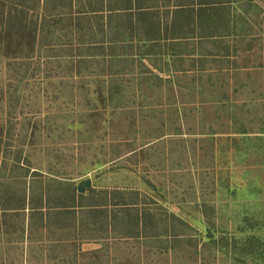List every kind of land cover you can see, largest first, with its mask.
Returning <instances> with one entry per match:
<instances>
[{
	"label": "rangeland",
	"instance_id": "1",
	"mask_svg": "<svg viewBox=\"0 0 264 264\" xmlns=\"http://www.w3.org/2000/svg\"><path fill=\"white\" fill-rule=\"evenodd\" d=\"M88 1L0 0V264H264V0L142 85Z\"/></svg>",
	"mask_w": 264,
	"mask_h": 264
},
{
	"label": "crops",
	"instance_id": "2",
	"mask_svg": "<svg viewBox=\"0 0 264 264\" xmlns=\"http://www.w3.org/2000/svg\"><path fill=\"white\" fill-rule=\"evenodd\" d=\"M71 1L75 3V0ZM223 1L89 0L87 8L91 16L88 15L86 18L90 20L92 26L87 31L89 40L85 43L100 47L102 53L98 54L99 57L111 67L116 66L119 60L126 61L132 58L136 61V69L140 70H135L134 74L141 76L139 80L141 85L147 83L148 79L143 81L142 78L146 75L159 74L170 78L179 73L185 74V61L191 57L199 58L201 56L199 45L209 43L208 37L211 40L219 37L215 30L222 28L217 25L219 20L222 22L231 17L222 15L223 12L230 13L228 8L231 5ZM57 16L56 22L60 12ZM190 46L194 47L196 55L192 56ZM71 196H69L71 202L78 199L76 194ZM77 207L73 204L63 209L72 211V213L67 212L73 215L70 219L75 228L72 229L80 233L83 218L80 217L81 211ZM75 209L79 210V213H76ZM88 220L90 223L91 220ZM80 241L83 242L84 239ZM41 242L38 241L39 246Z\"/></svg>",
	"mask_w": 264,
	"mask_h": 264
},
{
	"label": "water",
	"instance_id": "3",
	"mask_svg": "<svg viewBox=\"0 0 264 264\" xmlns=\"http://www.w3.org/2000/svg\"><path fill=\"white\" fill-rule=\"evenodd\" d=\"M92 185V182L90 179H86L85 181H83V183L81 185H79V192H84L86 190L87 187H90Z\"/></svg>",
	"mask_w": 264,
	"mask_h": 264
},
{
	"label": "trees",
	"instance_id": "4",
	"mask_svg": "<svg viewBox=\"0 0 264 264\" xmlns=\"http://www.w3.org/2000/svg\"><path fill=\"white\" fill-rule=\"evenodd\" d=\"M71 206V205H70ZM69 205H66V207L65 208H69L70 207ZM73 206V205H72Z\"/></svg>",
	"mask_w": 264,
	"mask_h": 264
}]
</instances>
